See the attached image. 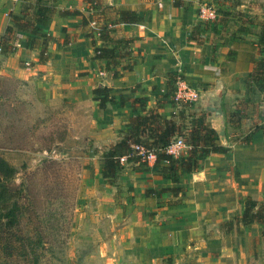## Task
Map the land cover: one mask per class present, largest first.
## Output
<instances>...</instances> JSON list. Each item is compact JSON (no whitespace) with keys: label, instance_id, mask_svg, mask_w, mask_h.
<instances>
[{"label":"crops","instance_id":"obj_1","mask_svg":"<svg viewBox=\"0 0 264 264\" xmlns=\"http://www.w3.org/2000/svg\"><path fill=\"white\" fill-rule=\"evenodd\" d=\"M101 1L117 10L133 11L141 18L139 23L117 27L118 37L135 39L130 44V60H135L136 65L130 72L112 79L103 70L102 62L91 59L92 43L85 36L87 29L81 26L80 17L58 15V11L77 10L87 17L84 0L55 1L46 30L38 32L49 38L44 45L40 37L25 32L5 35L6 27L11 25L10 16L25 15L31 20L34 0H0V43L7 42L10 47L9 52L0 51V77L30 81L37 101L64 100L82 106L98 86L107 87L110 92L125 89L117 85L123 80V73H127L130 117L134 114V99H143L149 105L165 95L167 74L180 76L187 85L203 93L212 92L219 82L223 87L219 104L226 141L222 147L229 152L208 154L198 171L179 174L175 184L159 174H130V214L151 213L154 220H159L157 228H142V242L134 239L130 243V264H162V259L166 264H264L260 225L239 227L241 234L235 228L227 234L221 229L223 223L241 215L239 198L264 200V132H252L249 143H239L242 132H251L254 126L264 127V113L258 112V105L264 101L251 107L242 100L247 76L258 58L256 37L248 40L244 35L241 41L226 43L220 42L215 32L208 31L198 32V39H191V30L199 21V3L212 0ZM26 40L33 41L31 48ZM99 45L96 41L95 46ZM42 48L43 59L39 60ZM101 71L109 74L110 79L96 75ZM127 104L119 106L127 110ZM193 105L210 127L209 114L196 103ZM241 112L245 117L238 115ZM228 113L237 114L234 129L226 127ZM185 156L186 152L182 157ZM154 187L178 191L163 196L141 195ZM134 230L130 226V235L139 238L140 233L136 235ZM155 234L159 236L158 243L151 237ZM156 249L160 258L153 255Z\"/></svg>","mask_w":264,"mask_h":264},{"label":"rangeland","instance_id":"obj_2","mask_svg":"<svg viewBox=\"0 0 264 264\" xmlns=\"http://www.w3.org/2000/svg\"><path fill=\"white\" fill-rule=\"evenodd\" d=\"M209 2L215 19L199 20L197 32H215L226 43L241 41L244 35L257 41L259 25L264 23V0ZM96 75L110 79L104 71ZM122 77L117 86L125 89L108 94L115 104H106L102 113L91 92L82 106L64 100L45 103L35 99L30 81L0 77V158L15 169L6 181L19 208L15 232L18 237L32 236L39 264H130V243L142 242V228L158 227L159 220L151 213L130 214V174H159V167L129 154L109 181L102 178L100 157L135 116H158L177 123L178 116H183L187 123L192 115L196 116L193 120L200 115L193 104L174 100L170 80L160 100L150 103L152 107L144 101L137 103L130 117V74ZM124 102L127 110L119 106ZM238 115L245 117L243 112ZM187 132L182 130V141ZM166 193L171 194L160 196ZM130 226L136 235L140 233L139 238L130 235ZM151 237L159 242L157 234ZM153 255L160 258L157 249Z\"/></svg>","mask_w":264,"mask_h":264},{"label":"trees","instance_id":"obj_3","mask_svg":"<svg viewBox=\"0 0 264 264\" xmlns=\"http://www.w3.org/2000/svg\"><path fill=\"white\" fill-rule=\"evenodd\" d=\"M56 0H34V8L31 20L25 15L21 18L10 16V26L5 29V35L14 32H25L41 38L42 45L48 39L45 35H39V31H45L55 7ZM48 3V4H47ZM86 3L85 17L77 10L58 11V15L80 17L81 26L86 28L85 36L90 38L92 43V60L102 62L103 70L110 74L112 79L121 77L122 72H130L135 67V60H130V44L135 39L118 37L117 27L121 24H136L141 18L133 11L117 10L116 8L103 4L101 0H84ZM109 12H112V16ZM110 14V15H109ZM196 27L191 30V39H198ZM259 35L255 43L257 61L254 63L251 72L247 76L245 91L242 100L245 106L264 101V23L259 25ZM8 40V39H6ZM100 43L95 46V42ZM33 41L26 40L28 48L32 47ZM0 51L9 52L7 42L0 43ZM44 48L39 52V60L43 59ZM129 64H126L128 63ZM177 77L175 74H167V89L170 80ZM110 89L98 86L91 91L92 99L97 108L103 110L106 104L114 103L109 97ZM143 99H134L132 108ZM236 113L225 115L226 127H232L236 122ZM196 116L189 117L185 121L183 116H178L180 122L160 119L158 116H135L120 133L117 140L110 145L100 157L102 178L114 179L115 174L121 170L119 158L128 157L133 154L130 145H139L155 151L153 166L159 167V176L168 182L175 184L179 174H187L198 171L200 162L208 154H227L229 150L218 144L215 133L210 129L204 119ZM154 119V120H153ZM156 120H160L158 124ZM185 123L186 128H185ZM188 126V128H187ZM188 129L186 138L183 141L189 149L185 157L173 158L163 153V149L173 140L184 139L182 130ZM234 129V128H233ZM238 130V129H236ZM257 130L264 132L263 126H254L251 132H242L239 143L247 144L250 141V134ZM240 131V130H238ZM143 144V145H142ZM15 174V169L0 158V264H39L40 256L36 247L32 244V236L18 237L15 229L18 222V206L12 189L6 181H10ZM178 189H150L145 190L143 195L147 197L160 195L164 192H177ZM241 215L226 221L221 229L224 233H230L234 228L236 233L241 234L239 227L248 228L252 224L260 225L262 239L264 241V200L257 202L250 198H239Z\"/></svg>","mask_w":264,"mask_h":264},{"label":"built area","instance_id":"obj_4","mask_svg":"<svg viewBox=\"0 0 264 264\" xmlns=\"http://www.w3.org/2000/svg\"><path fill=\"white\" fill-rule=\"evenodd\" d=\"M197 19L200 21H210L215 19V9L214 7L203 1L199 3L196 11ZM174 100L176 102L194 104L197 98L198 92L193 88L189 87L184 80L177 76L174 80ZM130 149L133 154L140 157L141 161L146 164L153 165L155 161V151L152 149H143L139 145H130ZM188 146L184 144L180 139L171 141L164 149L163 153L173 158L179 157L182 153L187 152ZM126 159V157L119 158V164Z\"/></svg>","mask_w":264,"mask_h":264},{"label":"water","instance_id":"obj_5","mask_svg":"<svg viewBox=\"0 0 264 264\" xmlns=\"http://www.w3.org/2000/svg\"><path fill=\"white\" fill-rule=\"evenodd\" d=\"M223 92L222 85L217 82L210 93L198 92L195 103L198 108L210 116V129L215 133L219 144L225 145V127L223 112L219 101ZM258 112L264 113V104L258 105Z\"/></svg>","mask_w":264,"mask_h":264}]
</instances>
